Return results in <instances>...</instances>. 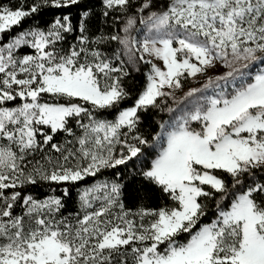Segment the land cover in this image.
<instances>
[{"label": "snow or ice", "instance_id": "snow-or-ice-1", "mask_svg": "<svg viewBox=\"0 0 264 264\" xmlns=\"http://www.w3.org/2000/svg\"><path fill=\"white\" fill-rule=\"evenodd\" d=\"M0 264H264V0H0Z\"/></svg>", "mask_w": 264, "mask_h": 264}, {"label": "trees", "instance_id": "trees-1", "mask_svg": "<svg viewBox=\"0 0 264 264\" xmlns=\"http://www.w3.org/2000/svg\"><path fill=\"white\" fill-rule=\"evenodd\" d=\"M44 19H47V17H45ZM130 103V102H129ZM75 197V193H73V198Z\"/></svg>", "mask_w": 264, "mask_h": 264}]
</instances>
